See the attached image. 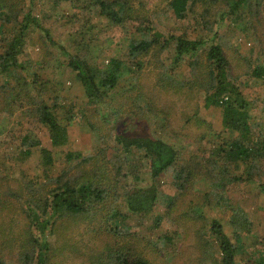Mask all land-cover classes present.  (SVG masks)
<instances>
[{
    "label": "rangeland",
    "instance_id": "rangeland-1",
    "mask_svg": "<svg viewBox=\"0 0 264 264\" xmlns=\"http://www.w3.org/2000/svg\"><path fill=\"white\" fill-rule=\"evenodd\" d=\"M89 1L27 0L20 4L15 2L16 8L6 10L5 15H0V24L4 26V35L0 33V52L6 47L7 38L11 40L19 34L23 22L28 17L38 19L41 28L31 26L28 32L30 43H27L25 53L20 57L25 69L19 68L22 70L18 71L29 79H32L35 73L39 75L43 81L48 82V85H44L47 99L52 98L50 102L53 103L55 97L59 96L62 107H70L75 115L73 124L68 128V144L54 148L47 128L39 124L35 117L22 114L25 110L15 111L12 117L0 112L2 258L18 254L17 245L28 232L29 210L23 197L26 199L33 187L29 186V182L38 187L46 183L48 177L59 176L69 168L68 153H94L100 143L97 129H101L103 134H112V137L118 133L126 136L146 134L161 138L180 149V157L184 162L196 156L202 159L209 156L215 158L219 146L232 141L234 134L222 127L223 109L205 107L207 94L204 86H209L206 52L200 57L194 72L190 65L192 58L188 57L184 58L178 67H173V45L164 53L154 50L147 57L141 58L145 64L140 70L136 66L137 60L134 61L129 56L130 38L122 28L107 22L99 12L90 11L87 8ZM129 1L137 16L148 18L143 27H150L164 36V39L185 36L193 40L203 39L207 44L206 48H209L212 42L221 45L230 62L231 80L240 88L248 102L252 132L254 135L264 133V75L255 76V70L264 67V0L260 8H254L258 14L249 17V11L244 8L233 15L224 7L222 1L214 4L210 0H202L192 7L188 16L182 20L177 19L169 9V0ZM8 17L11 19H7ZM78 47L85 57L90 59L92 65L105 67L112 58H118L132 67L133 72L115 90L120 93L116 97L117 105H127V113L115 119L108 115L106 118L90 104L75 77L76 73L68 66L72 56L77 54ZM165 69H169V73L177 74V82L182 83V88L172 87L167 83L160 84L159 74ZM5 76L6 74L3 77ZM131 77L136 85L129 89L133 82ZM140 93L144 97L133 104L130 98H135ZM148 103L154 105L153 114H156V117L153 122L145 120L142 114L147 110ZM24 104L26 106V102ZM135 108L139 116L130 114V110ZM27 136L34 141H40L42 148L53 152L55 161L52 166L45 167L41 163L40 148L23 145ZM27 151L31 154L28 155ZM256 163L258 164L254 170L253 182L240 181L242 177H247L244 164L228 167L227 177L232 181L226 182L225 193L228 198L225 202H220L215 196L220 192V187H213L212 184V174L218 173L219 170L209 174H206L205 170L202 175L198 172L199 182L193 191H189L183 207L174 211L178 223L166 216V211L161 207L150 215L132 219L131 229L140 237L144 236L141 242L147 247L146 255L152 263L222 264L218 245L207 224L214 219L218 220L234 242L233 230L228 221L232 213L228 208L231 204L234 207H242L254 224L252 234L243 237L237 262L261 264L258 251L264 252V160ZM142 175L143 178L147 177L145 172H142ZM173 180L174 171H171L162 178L161 190L170 195L177 194L171 186ZM211 193L213 205L202 211L207 221L198 222L195 218L181 220L184 217L179 216L181 212L190 210L187 200ZM201 201L203 202V199ZM160 215H163V219L157 228L155 218ZM180 220L182 226L178 227ZM202 227V233H206L205 239H208L210 244L206 245L200 238L199 230ZM178 229L179 235L176 232ZM90 231L86 224L74 225L64 232L59 230L62 239L59 243V236L47 231L43 239H48L51 252L54 251L56 258L52 259V264H94L98 250L102 247V240H95V235ZM33 233H37L35 229ZM166 236L170 239H165ZM104 239L109 240L107 236L103 237ZM64 240L66 246H62ZM3 246L4 250H1ZM62 247L65 249L60 251Z\"/></svg>",
    "mask_w": 264,
    "mask_h": 264
},
{
    "label": "trees",
    "instance_id": "trees-1",
    "mask_svg": "<svg viewBox=\"0 0 264 264\" xmlns=\"http://www.w3.org/2000/svg\"><path fill=\"white\" fill-rule=\"evenodd\" d=\"M25 1L27 0H0V15H5L6 10L16 8L15 2L20 4ZM201 1L169 0L168 7L177 19L182 20L188 16L192 7ZM221 1L224 2V7L229 9V13L236 15L244 8L249 11L248 17L257 15L254 8H260L263 4L262 0H255V4L253 0H210L214 4ZM87 8L99 12L107 22L123 29L125 35L130 38L129 56L134 61L137 60L136 66L140 70L145 64L141 58L147 57L154 50L164 53L173 45V67H178L181 61L188 57L192 58L190 65L194 72L200 57L206 52L209 86H204L207 94L205 107L223 109L222 127L234 134L232 141L219 146L215 158L209 156L202 159L196 156L184 162L180 157V149L161 138L146 134L126 136L118 133L112 137V134H103L101 129H97L100 143L94 153H68L69 168L59 176L48 177L47 182L38 187L29 182V186L33 187L28 192V197H23L29 210L28 232L17 245L18 254L9 258L0 257V264H52V259L56 257L54 251L51 252L48 239H43L46 232L57 234L59 243L62 240L59 230L64 232L78 224H86L91 229L90 233L95 235L94 239L102 240V247L98 250L94 264H153L146 255L147 247L141 242L144 236L140 237L131 229L132 219L150 215L161 207L166 211V216L177 222L174 211L183 207L189 191H193L199 182L198 172L202 175L205 170L206 174L219 170L218 173L212 174V184L213 187H220V192L215 196L220 202H225L228 198L225 193L226 182L232 181L227 177L228 167L244 164L247 177H242L240 181L253 182L254 170L258 164L256 162L264 160V133L254 135L252 132L248 102L240 88L231 80L230 62L221 45L212 42L210 47L206 48L207 44L203 39L193 40L185 36L164 39V36L150 27H143L148 18L137 16L129 0H90ZM31 26L41 28L38 19L28 17L23 22L19 34L11 40L7 38L6 47L0 52V112L12 117L15 111L25 110L22 114L35 117L39 124L47 128L52 146L61 148L69 142L68 128L75 120L74 110L62 107L59 96L51 103L52 98L48 100L44 90V85H48V82L43 81L39 75L35 73L33 78L29 79L18 71L25 69L20 57L25 53L27 43H30L28 32ZM3 32L4 26L0 24L2 35ZM216 37L217 34L214 39ZM79 49L78 47L77 54L72 56L68 66L76 73L75 77L90 104L95 106L99 113L113 119L127 113V105H117L116 97L120 93L115 90L133 72L132 67L118 58H112L105 67L92 65L90 59ZM263 75L264 67L255 70L256 77ZM176 76L177 74L169 73V69H165L159 74V82L182 88V83L177 82ZM131 79L133 80V77ZM135 85L133 80L129 89ZM143 97L140 93L130 99L134 104ZM153 107V104L148 103L147 110L142 113L148 122H153L156 117ZM136 109H131L130 114L139 116ZM23 145L40 148L41 163L45 167L54 164L53 152L42 148L40 141H34L27 136ZM27 154L30 155L31 152L27 151ZM171 171H174L171 186L177 191L175 195H170L160 188L162 178ZM142 172L146 173V178H143ZM212 196L213 193L187 200L190 212L183 210L179 215L181 218L184 216L181 220L195 218L198 222L207 221L202 211L213 205ZM228 208L232 212L228 221L233 230L234 242L218 220L209 221L207 226L218 245L220 263L238 264L237 256L241 253L243 237L252 234L254 224L242 207L230 204ZM161 219L163 215L155 218L157 228L161 225ZM181 220L178 227L182 226ZM34 229L37 233H33ZM203 230L204 227L199 230L200 238L206 245L210 244L209 240L205 239L206 233H202ZM176 232L179 235V229ZM106 236L108 241L103 240ZM165 239L170 238L166 236ZM64 245L66 246L65 240L62 246ZM64 249L65 247H62L60 251ZM1 250H4V246ZM258 253L259 261L264 264V252Z\"/></svg>",
    "mask_w": 264,
    "mask_h": 264
}]
</instances>
